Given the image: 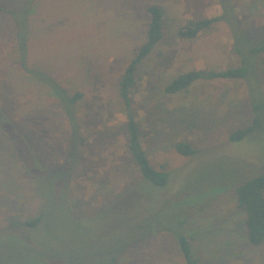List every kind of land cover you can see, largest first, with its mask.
Masks as SVG:
<instances>
[{
  "label": "rangeland",
  "instance_id": "1",
  "mask_svg": "<svg viewBox=\"0 0 264 264\" xmlns=\"http://www.w3.org/2000/svg\"><path fill=\"white\" fill-rule=\"evenodd\" d=\"M25 4L0 0V110L6 116L0 119V264L35 263L21 241L33 235L39 247H59L78 264L87 252L147 235L150 230L138 227L143 223L154 232L119 264H186L172 232L182 222L201 264H264V243L248 242L235 199L238 184L264 174V51L255 52L264 45V0H36L28 17V66L84 94L85 144L73 149L58 102L19 62L15 23L26 21L27 13L17 12ZM224 4L235 9L237 22L229 13L194 39L179 37L191 20L222 17ZM151 5L164 10V36L138 68L133 105L153 167L170 173L165 187L145 182L119 130L126 121L120 82L147 42ZM243 66L245 77L164 92L190 71ZM254 120L259 123L245 139H231ZM180 142L197 154L178 153ZM43 195L40 229L21 231Z\"/></svg>",
  "mask_w": 264,
  "mask_h": 264
},
{
  "label": "trees",
  "instance_id": "2",
  "mask_svg": "<svg viewBox=\"0 0 264 264\" xmlns=\"http://www.w3.org/2000/svg\"><path fill=\"white\" fill-rule=\"evenodd\" d=\"M36 0H24L26 3L22 9L18 10L27 13L26 21L21 23H15L17 26V53L19 56V62L25 68L27 73L34 77V73H37V79L41 83H44L49 94L58 102L65 115L68 124L71 125L73 148L83 146L85 144L84 138V126L83 119L79 113V105L84 99V94L80 91L71 93L66 88L62 87L51 75L44 74L42 72L34 71L28 66V53H29V35H28V17L29 14L35 12V8L32 6ZM224 15L222 17L213 19L191 20L186 26L180 29L178 35L184 39H194L203 30L211 27L216 22L220 21L227 14L231 13L237 22V17L234 12V8L229 5L227 7L224 4ZM15 12V11H14ZM13 10L10 11V15L14 14ZM147 12L150 14V22L147 29V42L141 48L137 58L126 68L124 72L120 87L119 97L123 105L122 112L126 117V121L122 123L119 130L125 134L126 150L131 162L139 169L145 182H148L156 187H165L170 183V173L165 170H158L153 167L147 151L143 147L142 142V129L137 119V113L134 109L133 94L134 89L137 86V71L141 67L143 61L148 58L154 51L155 47L162 41L164 32V10L157 5H151L147 8ZM13 13V14H11ZM16 14V12H15ZM224 20V19H223ZM264 51V45L260 48H256L255 52L260 54ZM248 73L246 67L230 68L221 72H206V71H190L181 74L176 80L167 85L164 92L169 95L179 94L187 91L196 81L205 79H233L238 77H245ZM257 108V116L260 117V112ZM1 111V110H0ZM5 119L2 111L0 113V119ZM253 125L247 129L237 130L231 135V139L234 142H240L245 139L254 130V125L259 123V120H254ZM119 126V125H118ZM176 150L183 156L193 157L197 154V150L190 144L180 142L176 144ZM44 166V165H43ZM41 167L40 170L48 173L46 167ZM34 176V175H33ZM40 188L44 190V186L39 178L38 181ZM44 193V192H43ZM235 199L239 209L245 213V229L248 242L252 246H259L264 243V174H260L246 179L244 182L238 184L235 188ZM44 195L41 197L40 209L37 214L31 216L23 225L19 226L21 231H34L39 230L45 219V212L43 211L42 202ZM149 219V218H148ZM146 220V219H145ZM144 220V221H145ZM153 221H151L152 223ZM149 223L140 224L139 229L150 230L147 235L140 237L133 242L126 243L122 246L113 247L107 251L96 250L93 252H87L83 260L78 264H119V259L128 252V250L136 243L144 241L147 237L151 236L154 232ZM184 222L181 223L183 227ZM182 227L179 231L173 230L175 239L178 243L179 249L186 261V264H201L199 258H196L192 251V240L184 235ZM22 233V232H19ZM17 240L24 239V237L17 236ZM24 242L25 248L23 249L27 255L32 256L37 261L33 264H75V262L68 257L63 249L59 247H52L49 249V245H42L39 247L36 243V238L33 235L31 242L21 240ZM48 248V252L45 249ZM75 260V259H74Z\"/></svg>",
  "mask_w": 264,
  "mask_h": 264
}]
</instances>
